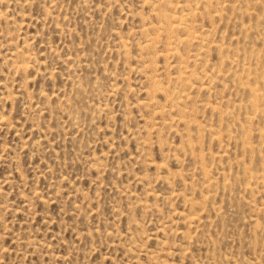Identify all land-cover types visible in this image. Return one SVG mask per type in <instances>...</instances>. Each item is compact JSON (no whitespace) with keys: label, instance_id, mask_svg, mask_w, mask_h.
<instances>
[{"label":"rangeland","instance_id":"obj_1","mask_svg":"<svg viewBox=\"0 0 264 264\" xmlns=\"http://www.w3.org/2000/svg\"><path fill=\"white\" fill-rule=\"evenodd\" d=\"M0 264H264V0H0Z\"/></svg>","mask_w":264,"mask_h":264},{"label":"bare ground","instance_id":"obj_2","mask_svg":"<svg viewBox=\"0 0 264 264\" xmlns=\"http://www.w3.org/2000/svg\"><path fill=\"white\" fill-rule=\"evenodd\" d=\"M192 13H193V12H192ZM188 14H189V13H188ZM190 14H191V13H190ZM178 18H179V17H178ZM183 18H184V17H183ZM185 19H186V18H185ZM175 22H177V21H175ZM166 24H167V23H166ZM176 24H177V23H176ZM182 25H183V24H182ZM176 26H177V25H176ZM181 75H182V73H181ZM185 75H186V74H185ZM170 77H171V76H170ZM178 78H179V77H178ZM182 78H183V77H182ZM182 81H183V80H182ZM157 83H158V82H157ZM184 84H185V83H184ZM160 86H161V85H160ZM160 86H159V87H160ZM154 89H155V88H154ZM177 92H178V91H177ZM179 93H180V92H179ZM179 95H180V94H179ZM181 96H182V95H181ZM172 97H173V96H172ZM172 97H171V100H172ZM173 98H174V97H173ZM175 98H176V97H175ZM187 98H188V96H187ZM187 98H186V99H187ZM177 99H178V98H177ZM169 100H170V99H169ZM178 101H179V100H178ZM169 103H170V105H171V104L173 105V103H172L171 101H170ZM163 109H164V108H163ZM184 110H185V109H184ZM188 111H189V110H188ZM166 121H167V120H166Z\"/></svg>","mask_w":264,"mask_h":264}]
</instances>
